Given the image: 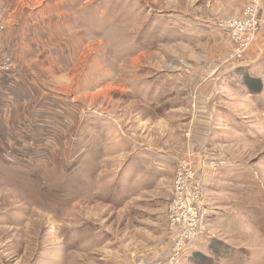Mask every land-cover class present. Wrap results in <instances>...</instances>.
<instances>
[{
    "label": "rangeland",
    "instance_id": "rangeland-1",
    "mask_svg": "<svg viewBox=\"0 0 264 264\" xmlns=\"http://www.w3.org/2000/svg\"><path fill=\"white\" fill-rule=\"evenodd\" d=\"M0 22V264H264V0H0Z\"/></svg>",
    "mask_w": 264,
    "mask_h": 264
},
{
    "label": "built area",
    "instance_id": "built-area-1",
    "mask_svg": "<svg viewBox=\"0 0 264 264\" xmlns=\"http://www.w3.org/2000/svg\"><path fill=\"white\" fill-rule=\"evenodd\" d=\"M254 10L255 9L253 7L248 6L247 9H246V11H245V13H244V15H243V17H244L243 18V21H241V20L235 21L234 20V22H232V24H230L231 27H234L235 28L236 32L234 34L236 36H240V34L246 30L247 24L250 25V26H252V27H254V25H255V21L253 19ZM0 27H1V22H0ZM250 39H251V36L249 37V40ZM187 163L189 164V161L188 160L186 161V163L183 164V171L186 172L187 174L185 175L183 173V171L181 172V175L184 176L185 179H179L178 182H177V186L175 188V190L178 191L177 197L180 198L179 199V201H180L179 204H185V202L188 201L187 199L189 197H187V193L188 194L190 193V195L193 194V196H192L193 199H195V198L198 199L199 194H200L199 191H197V190H199V188H197L196 184H195V187L194 188H190V187L188 188L187 187V181L189 183L190 181H192L194 179L193 178V176H194L193 175V171L194 170H193V168L188 167V164ZM187 168H189V169H187ZM191 172H192V175H191ZM171 209H173V208L170 207V210ZM190 213H191L192 216H191V219H190V228H189V230L186 229V228H184V226L182 225L181 228L183 227L182 229L186 230V233H185L184 236H182L180 234V232H179L180 238H186L187 240H190L191 237L193 238L197 234V232H196L197 231L196 230V227H197L196 226V213H197L196 212V209H192V211H190ZM177 220L178 221H182V219H180V218L177 219ZM184 242L182 241V239H179V238L177 239V241H176V243H175V245L173 247V250L175 251L174 257L178 256L180 250L183 248ZM174 257H173V259H174Z\"/></svg>",
    "mask_w": 264,
    "mask_h": 264
},
{
    "label": "crops",
    "instance_id": "crops-1",
    "mask_svg": "<svg viewBox=\"0 0 264 264\" xmlns=\"http://www.w3.org/2000/svg\"><path fill=\"white\" fill-rule=\"evenodd\" d=\"M263 36H264V34H263ZM262 42H264V38H263V41ZM258 75L259 76L262 75L264 77V73L263 72H259ZM199 99L200 100H204L205 98H199ZM199 105H201L200 106V109L201 110L196 112L197 118H198L196 123H198V122H204L203 118L208 117V115H204V114L205 113L209 114V112H211V109L207 106L206 103H200Z\"/></svg>",
    "mask_w": 264,
    "mask_h": 264
},
{
    "label": "trees",
    "instance_id": "trees-1",
    "mask_svg": "<svg viewBox=\"0 0 264 264\" xmlns=\"http://www.w3.org/2000/svg\"><path fill=\"white\" fill-rule=\"evenodd\" d=\"M260 86V85H259ZM259 86L255 87L254 90H259Z\"/></svg>",
    "mask_w": 264,
    "mask_h": 264
}]
</instances>
